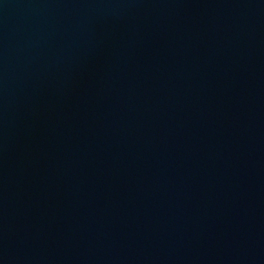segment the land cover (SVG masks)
<instances>
[{"label":"water","instance_id":"obj_1","mask_svg":"<svg viewBox=\"0 0 264 264\" xmlns=\"http://www.w3.org/2000/svg\"><path fill=\"white\" fill-rule=\"evenodd\" d=\"M0 264H264V0H0Z\"/></svg>","mask_w":264,"mask_h":264}]
</instances>
